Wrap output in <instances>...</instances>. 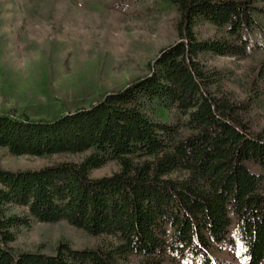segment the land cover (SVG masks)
<instances>
[{
    "label": "trees",
    "instance_id": "trees-1",
    "mask_svg": "<svg viewBox=\"0 0 264 264\" xmlns=\"http://www.w3.org/2000/svg\"><path fill=\"white\" fill-rule=\"evenodd\" d=\"M76 1L171 12L177 40L120 89L63 100L43 88L42 103L0 109L10 156L78 157L0 167V264H264V76L239 92L210 61L264 53V0ZM59 222L97 242L16 246L34 224Z\"/></svg>",
    "mask_w": 264,
    "mask_h": 264
},
{
    "label": "rangeland",
    "instance_id": "rangeland-1",
    "mask_svg": "<svg viewBox=\"0 0 264 264\" xmlns=\"http://www.w3.org/2000/svg\"><path fill=\"white\" fill-rule=\"evenodd\" d=\"M173 27V13L155 9L124 16L114 10L89 12L76 0H0V109L18 112L42 103L43 88L63 100L87 92L88 86L91 91L120 89L147 74L149 61L177 40ZM210 61L231 72L229 85L239 92L258 71L264 76V53ZM261 91L262 103L255 112L257 123L264 126V77ZM77 158L13 157L0 148V167L9 171ZM116 168L109 164L92 176L109 175ZM59 241L78 249L97 242L59 222L34 224L19 235L16 246L34 250L43 244L44 252L51 253Z\"/></svg>",
    "mask_w": 264,
    "mask_h": 264
}]
</instances>
